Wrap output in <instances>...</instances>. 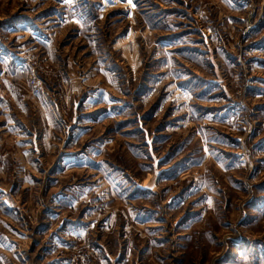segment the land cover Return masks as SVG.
Here are the masks:
<instances>
[{
  "label": "rangeland",
  "instance_id": "rangeland-1",
  "mask_svg": "<svg viewBox=\"0 0 264 264\" xmlns=\"http://www.w3.org/2000/svg\"><path fill=\"white\" fill-rule=\"evenodd\" d=\"M0 264H264V0H0Z\"/></svg>",
  "mask_w": 264,
  "mask_h": 264
}]
</instances>
